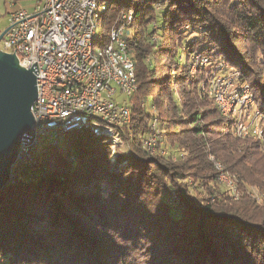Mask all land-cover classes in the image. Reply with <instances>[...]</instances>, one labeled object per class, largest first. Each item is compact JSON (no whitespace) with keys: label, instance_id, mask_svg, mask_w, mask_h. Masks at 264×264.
Wrapping results in <instances>:
<instances>
[{"label":"trees","instance_id":"trees-1","mask_svg":"<svg viewBox=\"0 0 264 264\" xmlns=\"http://www.w3.org/2000/svg\"><path fill=\"white\" fill-rule=\"evenodd\" d=\"M100 3L112 26L134 10L126 165L112 168V140L91 132L44 149L54 176L26 172L0 193V264H264V138L237 136L209 94L213 77L230 74L264 120V0ZM199 55L209 64L192 74ZM154 121L166 155L143 149ZM210 157L235 178L237 199Z\"/></svg>","mask_w":264,"mask_h":264},{"label":"built area","instance_id":"built-area-1","mask_svg":"<svg viewBox=\"0 0 264 264\" xmlns=\"http://www.w3.org/2000/svg\"><path fill=\"white\" fill-rule=\"evenodd\" d=\"M8 1L14 5L19 0ZM34 1L33 12L21 9L11 15L10 29L2 41L3 51L15 53L24 68L35 70L38 99L33 112L37 138L21 154L25 156L22 163L31 168L28 173L44 178L34 158L43 143L58 148L69 135L88 131L122 142L123 128L132 122V111L129 105L112 100L117 88L128 99L136 92V67L127 42L134 10L119 14L107 44L95 50L100 37L98 24L108 10L106 4L100 0ZM208 64V58L195 56L191 73ZM209 94L224 117L236 120L237 136L264 138V128L259 123L261 114L253 115L248 107L253 104L248 87L238 88L231 77L219 75L213 77ZM165 142L154 121L152 133L143 140V149L150 154L160 151L166 155ZM210 159L220 182L237 199L235 178L221 163Z\"/></svg>","mask_w":264,"mask_h":264},{"label":"water","instance_id":"water-1","mask_svg":"<svg viewBox=\"0 0 264 264\" xmlns=\"http://www.w3.org/2000/svg\"><path fill=\"white\" fill-rule=\"evenodd\" d=\"M9 29L0 33V43ZM37 99L35 70L24 68L15 53L0 49V193L31 169L22 163L25 156L21 153L37 138L33 112ZM38 149L34 158L44 178L53 177L52 169L43 167L38 160Z\"/></svg>","mask_w":264,"mask_h":264},{"label":"rangeland","instance_id":"rangeland-1","mask_svg":"<svg viewBox=\"0 0 264 264\" xmlns=\"http://www.w3.org/2000/svg\"><path fill=\"white\" fill-rule=\"evenodd\" d=\"M35 1L34 0H19L17 4L12 5L10 3V1L8 0H0V33L4 32L8 27H10L11 25V15L18 12L21 9H25L28 10L29 12H33L34 10V6H35ZM112 28V24H110L109 22H102V20L99 22L98 24V35L101 37H105L109 34L110 30ZM99 47L97 45H95V50H97ZM0 49L3 50V41L0 43ZM221 66L220 67L221 70L223 72H225L226 74L230 72L229 69H226V67L224 66V63H220ZM191 71V69H190ZM230 77V74L226 75ZM115 103L119 104V105H129V99L123 95L121 93V91L117 88V94L116 96L113 98V100ZM140 105L142 107L145 106L146 110L148 113L153 112L155 116H157V112L156 109L152 108L151 104H146L143 99H140ZM130 107V105H129ZM250 112L254 115L256 114V110L251 108V106H248ZM259 123L262 127H264V120L262 121V119H259ZM161 129V128H160ZM162 131V130H161ZM72 140V135H69L66 139L61 140L60 142V147L61 148H66V144ZM166 143L165 142V146L164 148H166ZM112 157H111V164H112V168H120L126 165V161L125 159L122 160L121 157H119V154H121L122 156H128L129 155V150L127 148V146L125 145L124 142L121 141H117V140H112ZM48 147V145L46 143H43L39 149H38V155L40 156L44 149H46ZM73 157H71L69 159V161H72ZM53 172V171H52ZM25 176L23 175L21 179H23ZM61 179H63L61 177ZM64 180V179H63ZM174 196L171 195L170 197H168V202L171 201L172 202H177L178 199L177 197L173 198Z\"/></svg>","mask_w":264,"mask_h":264}]
</instances>
